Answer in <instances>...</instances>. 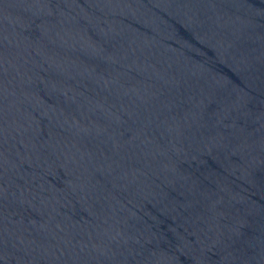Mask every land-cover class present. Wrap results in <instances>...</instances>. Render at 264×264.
Here are the masks:
<instances>
[{"label":"water","instance_id":"water-1","mask_svg":"<svg viewBox=\"0 0 264 264\" xmlns=\"http://www.w3.org/2000/svg\"><path fill=\"white\" fill-rule=\"evenodd\" d=\"M0 264H264V0H0Z\"/></svg>","mask_w":264,"mask_h":264}]
</instances>
